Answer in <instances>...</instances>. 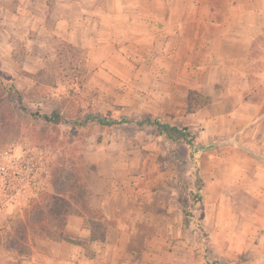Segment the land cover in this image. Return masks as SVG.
Here are the masks:
<instances>
[{
  "label": "rangeland",
  "instance_id": "rangeland-1",
  "mask_svg": "<svg viewBox=\"0 0 264 264\" xmlns=\"http://www.w3.org/2000/svg\"><path fill=\"white\" fill-rule=\"evenodd\" d=\"M46 1L53 7L57 0ZM262 28L242 68L245 79L229 82L232 96L220 94V89L229 90L225 80L198 81L205 94L197 92L206 96L208 103L198 109L203 113L194 121L182 89L160 101H155L159 88L150 90L153 82L143 69V59L147 58L144 54L156 50L148 49L143 37L156 35L154 29L122 26L117 42H112L113 50L111 45L94 50L93 33L86 35L87 41L79 37L72 44L56 36L35 40L28 34V41L11 36L13 61L7 63L4 56L8 51L0 48V71L4 73L0 75V245L10 254L30 256L39 239H66L65 232L60 238L54 234L58 228L51 226L30 232L19 248L10 243L34 200L42 193L52 194L56 184L70 186L72 193L77 184L87 188L99 160L105 170L115 166L119 172L125 169L128 176L139 178L136 184L150 195L137 202L144 221L148 218L151 224L143 226V233L155 239L150 264H200L201 259L205 264L204 257L208 264H238L241 256L228 260L221 254L229 247L233 252L260 248V231L253 225L259 216L264 218V193L227 194L206 187V181L218 183L228 165L224 159L238 164L244 182L252 172L254 178L264 172V18ZM110 36L104 31L99 41L108 45ZM139 39L142 42L135 47ZM25 42L29 44L27 54L23 53L25 47L21 48ZM179 51L186 52L184 48ZM25 55H29L27 63L21 59ZM133 65L139 79L130 71ZM9 86L18 92L20 102L14 91H8ZM213 86L212 102L206 92ZM52 114L59 115L58 123L45 120ZM121 118L132 122L158 118L179 128L208 130L214 140L201 146L194 137L199 147L205 148L199 155H211L205 158L202 170L199 166L201 204L192 198L197 193L196 176L187 148L158 136L150 126L116 124ZM90 214L96 235L102 234L108 223L100 213ZM133 227L142 225L134 221ZM239 233H247L248 239L237 240Z\"/></svg>",
  "mask_w": 264,
  "mask_h": 264
},
{
  "label": "crops",
  "instance_id": "crops-1",
  "mask_svg": "<svg viewBox=\"0 0 264 264\" xmlns=\"http://www.w3.org/2000/svg\"><path fill=\"white\" fill-rule=\"evenodd\" d=\"M262 4L264 6V0H57L51 7L46 0H0V48L8 51L4 60L10 63L13 46L9 39L13 35L24 39L31 34L35 40L42 36H56L72 44L79 37L87 41L89 37L86 35L93 33L96 36L94 50H104L110 45L113 50L115 44L112 42H117L122 26L154 29L158 31L156 35L143 37L148 49L156 50L154 54H144L147 58L143 59L146 67L143 69L153 82L151 92L159 88V97L155 101L176 95L179 88L184 97L194 90L205 94L198 81L207 79L227 81L229 90L226 87L220 89V94L229 98L233 88L229 82L245 79L242 68L255 37L263 30ZM104 31L111 34L108 45L99 41ZM25 41H28L27 37ZM140 41L135 42V47ZM28 46V43L21 46L25 47L23 53L27 54ZM181 48L186 50L184 54H180ZM28 58L29 55L23 56L22 62L27 63ZM135 66L130 71L134 79H139ZM214 91L213 86L206 92L212 102ZM202 113L198 110L190 116L194 121ZM187 127L200 145L214 140L208 130ZM208 156L211 155H199L201 170ZM223 161L228 165L218 183L206 181V187H215L227 194L264 193V172L257 178L252 172L248 182H244L238 164L230 159ZM95 166V178L87 187L88 207L91 213H100L102 220L108 223L102 234L96 235V224L90 212L72 213L65 225L66 239H39L31 247L30 256L10 254L0 245V264H150L148 258L154 254L151 244L155 239L143 233V226L151 224L148 218L144 221L141 204L137 205L141 198L150 195L136 184L139 178L128 176L125 169L124 173L115 166L105 170L99 160L95 161ZM259 218L253 227L260 231V248L258 245L248 252L243 249L233 252L235 250L229 247L222 257L233 260L239 255L238 264H264V218ZM134 221L142 227L135 229ZM236 238L243 241L248 236L239 233ZM243 253L246 255L241 260ZM200 264H203L202 259Z\"/></svg>",
  "mask_w": 264,
  "mask_h": 264
},
{
  "label": "trees",
  "instance_id": "trees-1",
  "mask_svg": "<svg viewBox=\"0 0 264 264\" xmlns=\"http://www.w3.org/2000/svg\"><path fill=\"white\" fill-rule=\"evenodd\" d=\"M3 72L0 71V75ZM4 75V73H3ZM7 75V74H6ZM1 85V79H0ZM14 91L13 86H9L8 91ZM17 98L20 100L18 92L14 91ZM208 103V98L201 95L197 91H189L186 97V106L189 113H193L200 109L202 106ZM45 120L53 123H58L60 117L58 114H52V117H44ZM116 124H128L135 123L136 125L142 126L147 125L154 128L158 136L164 135L166 139L179 144L182 143L188 150L189 159L194 167V173L196 176V188L197 193L192 195V198L197 204H201V191L203 188V182L200 177L199 170V151L205 148L199 147L196 143L193 133L187 127H176L167 122H162L160 119L145 118L141 121H129L127 118H121L120 121L115 122ZM59 183V181L57 182ZM57 188L54 189L52 194L42 193L41 196L34 200L28 207L24 220L18 222V225L14 232L11 247H21L28 241L30 232L45 231L51 226L58 228V232H54L58 237L63 236L64 228L68 220V216L72 213L82 214L89 213L91 210L88 207V190L85 186L77 184L76 188H71L73 191H69L70 186L65 184L55 185ZM17 248V249H18ZM204 263L208 264L205 257L203 258ZM218 264V263H211Z\"/></svg>",
  "mask_w": 264,
  "mask_h": 264
}]
</instances>
